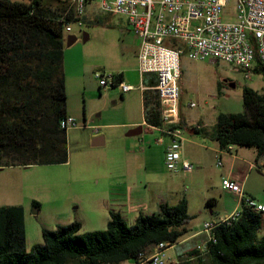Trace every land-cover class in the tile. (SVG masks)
I'll use <instances>...</instances> for the list:
<instances>
[{
    "label": "trees",
    "instance_id": "obj_1",
    "mask_svg": "<svg viewBox=\"0 0 264 264\" xmlns=\"http://www.w3.org/2000/svg\"><path fill=\"white\" fill-rule=\"evenodd\" d=\"M75 20L69 5L52 8L44 0H0V168L67 161V129L60 125L67 115L62 59L64 28ZM253 70L264 74V65L257 61ZM143 92L144 119L159 126L156 91ZM242 105V112L217 115L212 138L220 148H254L261 155L264 94L245 86ZM213 204L212 199L206 201V206ZM262 214L242 204L236 220L215 230L216 242L204 255L207 262L198 258L196 264L264 263V234L258 236ZM191 218L185 198L173 205L161 203L157 212L139 214L130 225L113 210L105 229L80 233L79 221L59 224L42 229L43 242L27 250L23 206L2 205L0 264H140L153 245L177 243Z\"/></svg>",
    "mask_w": 264,
    "mask_h": 264
},
{
    "label": "rangeland",
    "instance_id": "obj_2",
    "mask_svg": "<svg viewBox=\"0 0 264 264\" xmlns=\"http://www.w3.org/2000/svg\"><path fill=\"white\" fill-rule=\"evenodd\" d=\"M44 2L52 8L71 5V0ZM70 26L71 31L64 30V35L73 34L76 40L70 46L65 44L62 65L66 84V112L75 118L76 125L68 127L66 131L67 161L6 167L0 171V206L14 204L23 206L27 250H30L33 244L43 242L42 229H54L59 224L79 221L80 233L105 229L110 211H113L106 207L105 203V199L112 197L111 190H117L122 183L126 188L128 186L133 188V196L147 193V197L150 198L160 192L157 174L163 181L169 173L165 164L160 162V154L156 147L150 151L155 165L147 164L145 167L141 159L135 163L127 161L125 158L129 154L126 152L125 140H121L117 134L120 128H110L111 132L106 142L97 144V136L103 130L100 124L127 121L129 114L138 111V99H135V96L115 103L113 95L108 96L104 94L105 90L98 89V78L95 76L102 68L112 69L123 61H130L134 56L135 47L131 31L124 17L104 12L96 2H90L86 4L80 22H71ZM84 34L89 35V38L85 40ZM179 86L184 116L190 121L202 116L204 122L208 124L214 122V126L220 112L243 111L242 91L245 86L264 94V74L255 72L253 67L248 71L221 60H193L187 54H182ZM109 89L114 91L117 87ZM132 93L136 94L138 90ZM190 101L195 102L196 106L188 107ZM72 109L76 111L75 114ZM86 111L89 114L87 120ZM95 126L99 128L98 132H94ZM220 160L221 163L225 162L223 158ZM221 165L216 167L211 159L205 158L201 172L194 178H189L192 182L191 188L194 186L196 191L195 197L190 201V208L196 215L187 223L191 230L201 229L203 223L201 216L208 213L211 208L206 206L208 199L214 201L212 206L216 208L238 199V196L227 190H224L223 195L212 191L206 199H203L204 195L198 197L199 191L204 193L211 191L210 179L213 180L223 168L224 165ZM250 173L251 176L245 185L255 188L257 191L254 199L264 204V183L253 181L255 177L257 178L256 170ZM151 181L153 183H150ZM181 182H185L182 188H187L186 181L182 179ZM220 184L218 183L217 187H220ZM175 188L176 186H172V189ZM165 195L169 202L174 200V193L166 192ZM132 201V204L120 207L129 225L134 222L137 215L153 212L150 211L149 200L141 205L135 200ZM33 202L38 204L34 205ZM262 215L263 221L258 236L264 234V212ZM200 258L207 262L204 255ZM179 261L180 264L191 263L186 261L185 257Z\"/></svg>",
    "mask_w": 264,
    "mask_h": 264
},
{
    "label": "built area",
    "instance_id": "obj_3",
    "mask_svg": "<svg viewBox=\"0 0 264 264\" xmlns=\"http://www.w3.org/2000/svg\"><path fill=\"white\" fill-rule=\"evenodd\" d=\"M90 2H96L104 12L126 17L139 39V73L154 74L156 78L154 89L161 123L155 127L170 137L164 151L165 167L172 172L192 171L193 164L183 158L185 132L179 112L180 56L187 54L193 60H221L248 71L257 61L264 65V0H71L74 22H80ZM70 23L66 24L65 32L71 31ZM116 75L95 73L101 86H118L122 92L133 89L132 85L116 80ZM189 106L194 107L196 103L191 102ZM60 125L67 129L75 126L76 120L66 115ZM98 129L95 126L94 132ZM230 151L231 146L218 150L217 166L221 165L219 154ZM253 168H264V152L257 161L250 163V169ZM221 186L238 196L240 206L223 217L202 223L200 234L204 237L194 247L198 256L206 255L208 245L216 242L214 232L219 226L229 225L240 216L242 204L264 212V204L244 192L243 181L222 178ZM175 245L164 241L153 245L152 253L141 256L140 264H180L179 259L167 254Z\"/></svg>",
    "mask_w": 264,
    "mask_h": 264
},
{
    "label": "crops",
    "instance_id": "obj_4",
    "mask_svg": "<svg viewBox=\"0 0 264 264\" xmlns=\"http://www.w3.org/2000/svg\"><path fill=\"white\" fill-rule=\"evenodd\" d=\"M123 17L126 21L128 28H130V26L127 23L126 17L125 16ZM84 18L86 20V15ZM129 30L131 31L129 32L132 36V41L134 43L133 46L135 47L133 58L130 61H123L121 64L115 66L112 69L102 68V70L99 72L120 74L121 75L120 80L128 85H132L133 89L126 92H122L118 86H115L117 87V90L111 91L109 87L101 86L99 84V81H98V89L105 90L104 94L108 96L113 95V99L115 100V103L117 101L120 102L126 101L128 98L135 96V99H138V111H136L134 114H129V120L127 121L120 123L107 122L100 124L103 127V130L101 131V134L97 136V138L100 137L101 138L100 144L101 143L103 144L106 142L107 137L111 132L109 130L110 128H120L117 134L121 140H125V147H127L126 152L129 154L128 157L125 158L127 159V161H131L132 163H135L141 159L145 167H147V164L155 165V160L154 158L152 159L150 151L151 148L156 147L157 148L156 151L160 154V162L164 164V151L166 146L170 142V137L167 134H162V132L155 126L148 125L144 119L143 91L154 89L156 78L154 74L145 73L141 75L139 73L138 57H137L139 39L136 36V34L131 30V28ZM87 38H89V35H87ZM134 90H138V93L133 94L132 91ZM117 96H119L121 99ZM191 102L193 101H190L189 103ZM189 103H188V107H190ZM72 112L73 114H75L76 111L72 109ZM179 112L181 118V125L184 127L185 130V140L183 142V158L190 161L193 164L194 166L193 170L190 172L168 171L169 173L166 174L165 179L163 181L160 180V177L158 176L159 174H157V183L160 186L159 188L160 192L153 194L150 198L147 197L146 195L147 193L133 196V188L130 186L126 188L121 183L120 188H117V190H113V191L111 190L110 193L112 197L105 199L106 207H109L114 211H119L121 215L124 217L123 211L121 210L120 207L126 204L129 205L132 204L133 203L132 200L137 201L139 205L144 204L149 200L151 207L150 211L157 212L159 209V205L161 203L173 205L177 203L180 199L185 198L188 203V214L191 215L192 218L194 217V215H196L195 212L190 208V201H192L193 198L195 197L196 191L194 189V186L193 188H191L192 182H190L189 178L191 177L194 178L195 175H198L199 172H201V166L204 167L205 158L207 160L211 159L214 165L216 167H219L216 165V154L218 153V150H220V147L218 146V143L214 141V139L212 138L214 122L212 124H208L204 122L202 116H197L196 118H194L193 121H190L189 118H186L183 114V110L181 107V97L179 102ZM88 118H89V114L86 111V120ZM111 125L114 127H112ZM197 125H199V129L195 128ZM138 126L142 127L141 132L136 135H130L129 131ZM196 129H198L199 131H197ZM127 138H131V139H127ZM210 142H212V144ZM219 156L220 158H223L225 160V162L222 161L221 163L222 164L221 166L224 165L223 168L219 171V173L214 177L213 180L210 179L211 182L209 188L211 191L205 193L204 191H199L198 197L201 198L204 195L203 199H206L207 197H209V195H211L212 191L219 192L221 195H223L224 189L222 188L221 184L220 187H217V184L221 183L219 182V178L221 180L222 178H233L238 181H243L244 192L254 198L257 190L255 188L247 187L245 183L250 178L251 176L250 172L252 170H256L257 172V178L255 177L253 181L260 182L262 184L264 183V168L250 169V163L257 161V159L260 156L257 155L256 150L254 148H246V147L235 148L234 146H231L230 153H220ZM15 167H19V166H15ZM2 170L3 169L0 168V171ZM154 174L155 173H152V175ZM182 179L186 181L188 185L187 188L186 187L182 188V185L185 183V182H181ZM150 183L153 182L151 181ZM145 186H147V184H145ZM172 186H176V188L172 189ZM166 192L174 193V200H171V202H169L165 195ZM14 205H21V204H14ZM239 206H240L239 199H236V201L228 205H225L221 208H216L212 206L209 209L208 213H204V215L201 216V219L204 222L207 220L223 217L231 213ZM148 213H152V212H148ZM185 227L187 229V232L178 240V242L174 246V249L170 248L167 250V254L174 259H180L182 257H185L186 261L191 262V264H196L200 256L197 255L198 252L194 247L197 243L201 242L204 236L200 234L201 229L191 230V228H189L187 224L185 225ZM152 251H153L152 247L148 248L145 256H149L152 253ZM124 264H134V263L126 262Z\"/></svg>",
    "mask_w": 264,
    "mask_h": 264
},
{
    "label": "water",
    "instance_id": "obj_5",
    "mask_svg": "<svg viewBox=\"0 0 264 264\" xmlns=\"http://www.w3.org/2000/svg\"><path fill=\"white\" fill-rule=\"evenodd\" d=\"M87 38V35L84 34V39L86 40ZM76 40V36H74L73 34H68L67 37H66V46H70L71 44H73ZM142 130V127L141 126H138L136 128H133L129 131V134L130 135H136V134H139ZM100 137L97 138V144H100Z\"/></svg>",
    "mask_w": 264,
    "mask_h": 264
}]
</instances>
